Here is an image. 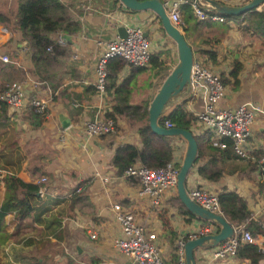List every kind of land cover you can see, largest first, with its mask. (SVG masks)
I'll return each mask as SVG.
<instances>
[{
	"label": "crops",
	"instance_id": "1",
	"mask_svg": "<svg viewBox=\"0 0 264 264\" xmlns=\"http://www.w3.org/2000/svg\"><path fill=\"white\" fill-rule=\"evenodd\" d=\"M66 1H73L75 7L73 12L80 18L81 25L74 33L53 35L60 44L69 49V56L64 60L65 72L61 84L53 96L47 86L31 76L30 49L26 42L20 40L16 31H11L0 24V54H7L6 50H11L14 54L12 57L9 56L10 70L0 68V84L5 80L16 79L23 83L27 96L43 98L46 102V116L39 126H31L29 120L19 115V112L10 116L21 150L26 154L18 175L24 180L37 181L36 176L46 177L40 174L39 170L46 172L48 178L46 192L60 200L53 205L48 214L61 220L60 228L55 231L60 234L59 239L52 234L42 236L45 229L40 224L24 227L23 233L21 231L19 234L21 238L18 239L17 245L23 248L25 237H33L36 242L29 244V248L24 246V249L32 252L33 255H27L19 246L15 247L12 258H6L1 263L9 264L16 257L19 264H28L35 258L38 259L39 264H129V256L120 251L114 243L115 239L121 236L120 225L111 208L112 203L116 202L133 212L136 220L144 225L145 236L159 247L162 257L174 262L176 259L174 260L173 253H176L178 239L185 232L193 231L198 226L199 220L195 218L186 220L185 216L179 213L176 204H172V197L177 193L176 189L167 190L159 203L154 204L148 196L141 194L139 182L127 180L116 173V168L111 165L114 149L125 142L139 143L134 127H129L125 120L119 118L118 127L112 132L89 137L85 123L94 117L99 104L103 107L102 110L111 107V94L108 91L102 101H99L95 94V66L106 43L119 36L120 25L126 28L133 26L142 28L151 43L152 53L158 54L156 61L163 60L164 64L170 65L171 68L177 60L175 44L167 37L159 18L151 10H129L119 0ZM78 1L79 5H77ZM221 1L241 4L247 0ZM11 4L7 6L8 8L1 4L0 10L11 15L15 8L14 0ZM180 15L183 22L182 10ZM186 26L187 28L182 31L193 48L194 55L200 48L217 52V60L212 65V70L226 74L233 63L241 64L237 74L238 85L233 88L230 83L225 84L221 105L235 106L245 101H252L262 109L255 114L247 141L251 157L239 158L232 152L234 158L223 164L225 172L217 181L202 178L193 168L187 178V188L202 186L216 192L223 186L236 189L248 199L251 209L255 210L256 204L262 198V195L258 196V192L264 184L260 172L261 158L264 160V40L241 32L235 20L225 23L213 22L207 27L197 26L195 23ZM164 47L171 48L170 56H165ZM158 68V65L149 60L140 71L129 77L128 82L132 90L131 103L145 100L149 103L151 94L166 73L163 68ZM130 71V66L125 65L119 72L118 81L128 77ZM225 74L223 78L228 77ZM186 95L188 93L178 99ZM191 96L187 109L196 114L205 104L204 89L199 88L197 93ZM9 112L16 111L9 109ZM61 116L69 119L66 126H63ZM62 131L65 136L63 140L59 137ZM172 138L174 156L182 157L185 149L184 139L178 136ZM24 139L32 143L31 149L22 148ZM237 161L246 162L243 170L240 169L242 163L238 167ZM0 171V200H2L5 186L1 177L5 170ZM88 177H91L88 187L92 204L90 211L75 209L68 216L70 212L68 190L78 180H85ZM252 217L259 219L254 214ZM8 219L10 214L6 217L7 225ZM30 229L35 231L29 233ZM92 232H95V237H91ZM254 233L264 242V237L257 230H254ZM171 237L174 238L171 240ZM204 249L211 252L207 248ZM53 253L54 256L50 259L49 256ZM5 254L8 256L4 248L2 255ZM222 262L218 261L216 264ZM238 262L234 258L227 264ZM240 264L245 263L242 261Z\"/></svg>",
	"mask_w": 264,
	"mask_h": 264
},
{
	"label": "trees",
	"instance_id": "2",
	"mask_svg": "<svg viewBox=\"0 0 264 264\" xmlns=\"http://www.w3.org/2000/svg\"><path fill=\"white\" fill-rule=\"evenodd\" d=\"M14 3L15 8L13 7L11 15H7L0 10V24L5 25L11 31H16L20 40L26 42L30 49L29 57L32 64L30 74L35 80L47 86L53 96L60 86L65 72L63 69L65 57L69 56V49L60 44L53 35L55 33H74L79 30L81 25L80 18L73 12L75 8L72 4L73 1L14 0ZM79 4L78 1L77 5ZM181 10L184 16L179 27L182 30L187 28L186 24L191 23L207 27L213 22L225 23L229 20H235L238 22L241 32L255 35L260 40H264V4L260 8H253L242 14H224V20L221 22L197 19L190 3L181 4L180 12ZM205 12L213 13L214 11L205 10ZM6 51L10 57L14 56L13 51ZM156 58H158V54L152 53L150 62L158 65L160 69L163 68L164 72L171 69L170 65H165L163 60L157 62ZM194 58L201 61L205 67L212 69V65L217 60V52L212 49L200 48L195 51ZM9 64L10 60H0V68L10 70ZM125 65L130 66V75L119 82V72ZM143 66L130 63L121 56H112L106 63V90L111 94L112 103L105 116L114 120L116 128L118 127L119 118L125 120L129 127L136 129L139 138L138 144L125 142L118 145L111 157V165L116 168L118 175L137 183H140L139 179L125 174V170L129 166L134 163H140L148 167L164 166L174 156L173 138L154 133L148 125V100L131 103L132 90L128 80L133 73L140 71ZM240 69V63H233L226 74L224 72L220 74L222 83L224 85L230 83L233 88L237 87V74ZM224 74L228 77L223 78ZM5 81L0 84V170H5L1 177L5 192L3 199L0 200V244L3 231L7 225L6 217L9 214L10 219L8 220L15 223V232L19 231L21 227L40 224L45 229L42 236L52 234L59 239L60 234L55 231L60 228L61 220L48 214V212L60 200L46 192L45 183L35 181V179L24 180L18 175L26 154L21 150L19 139L15 135V127L10 120V116L14 113L23 112L31 126L36 127L42 124L46 112L40 113L35 108L26 107L20 110L21 112L13 110L16 112L10 113L9 104L1 95L7 88L8 83L14 81V79L8 80L6 83ZM87 89L90 88L87 87ZM191 99L190 94L178 99L159 117L158 121L161 125H165V121H169L173 126L189 129L194 133L198 151L192 169L195 168L202 178L217 181L225 172L223 164L234 158L231 151L232 141L228 137H223L221 139L227 142V147L221 148L214 145V134L208 128L202 130V127H199L196 123V114L187 109L188 101ZM263 166L264 161L261 162L260 169L262 176H264ZM39 172L40 174H46L42 169ZM90 183L91 177L78 180L68 190L69 195L67 198L69 199L68 208L70 210L68 216L75 209L83 212L90 211L92 207L88 192ZM78 187L79 189H77ZM262 187H264V184H262ZM217 197L223 215L231 223L248 221V228L253 232L257 230L264 237V228L260 226L257 219L252 217L251 205L248 199L242 196L239 191L223 186L218 190ZM172 198V204H176L179 213L184 215L186 220L194 218L181 203L177 193ZM173 238L171 237V240ZM25 242L32 244L36 242V239L30 236L25 237ZM173 257L175 260L176 253H173ZM234 258L239 262L233 264H240L242 261L245 264H264V243L259 245L257 242H241L235 250ZM34 260L35 262H29L28 264H37L38 259L35 258Z\"/></svg>",
	"mask_w": 264,
	"mask_h": 264
},
{
	"label": "built area",
	"instance_id": "3",
	"mask_svg": "<svg viewBox=\"0 0 264 264\" xmlns=\"http://www.w3.org/2000/svg\"><path fill=\"white\" fill-rule=\"evenodd\" d=\"M183 3H190L193 6L197 19L220 22L224 20L222 14L215 11L213 13L205 12L204 9L188 0H168L169 17L178 26L182 23L180 6ZM126 31L124 38L116 36L106 43L96 62L94 86L99 101H102L107 93L106 63L109 58L121 56L128 62L137 65L148 64L150 60L152 54L151 43L143 29L133 26L127 27ZM0 57L4 61L8 60L7 54H0ZM199 88L204 89L205 104L202 110L196 113V123L200 127L208 128L214 134V145L221 148L227 147V142L221 138L228 137L232 141L231 150L236 156L239 158L251 157L247 141L251 134L255 114L262 110L261 107L252 101H245L235 106L221 105L220 101L224 97L225 85L222 83L219 72L205 67L201 61L194 58L189 94L194 95ZM1 97L9 104L12 111L32 107L40 113L46 112L45 100L27 96L21 81L9 82ZM102 109L103 107L99 104L94 117L85 123L86 133L89 137L110 133L115 128L114 120L105 116L110 108ZM165 126L171 127L173 124L165 121ZM60 135H64L63 131ZM181 160L182 157L173 156L166 165L155 167L134 163L125 170V174L139 179L141 194L148 196L154 204H158L167 190L176 189L177 173ZM261 160L264 161L263 158ZM262 169H264V166ZM44 179L42 177L37 181L42 182ZM262 179L264 182V176ZM188 192L190 197L203 207L212 212L223 214L216 191L202 186H195L188 189ZM111 208L121 228V236L115 239L114 243L120 251L129 256V264H186L183 250L184 242L187 239L214 233L218 230L215 223L199 221L198 226L193 231L182 234L178 239L175 249L177 257L174 262H171L164 259L159 247L145 236L144 225L136 220L132 211L124 208L118 202L112 203ZM257 220L260 226L264 228V217ZM247 222L232 223L233 234L229 238L213 248L204 247L211 250L210 253L204 248L198 247L195 250L196 264H216L218 261H223L221 264H227L234 259L235 250L241 242H257L259 245H263L262 239L248 228ZM95 236V232H92L91 237Z\"/></svg>",
	"mask_w": 264,
	"mask_h": 264
},
{
	"label": "water",
	"instance_id": "4",
	"mask_svg": "<svg viewBox=\"0 0 264 264\" xmlns=\"http://www.w3.org/2000/svg\"><path fill=\"white\" fill-rule=\"evenodd\" d=\"M129 10H151L161 22L165 34L172 39L177 52V61L173 67L164 74L151 94L148 105V125L150 129L159 135L181 137L185 141V149L177 173L176 192L185 208L194 216L195 220L215 223L218 230L214 233L200 235L187 239L183 250L186 264H196L195 250L198 247H215L233 234L232 223L221 213H215L203 207L192 199L187 188V178L195 162L198 144L194 133L185 128L171 126L166 127L159 123V117L173 105L177 99L189 94L191 84V69L194 61V50L188 43L182 29L174 24L168 13V0H119ZM194 5L207 11H215L222 15H238L253 8H259L264 0H247L241 4H230L221 0H188ZM119 36H126V27H118ZM63 126L69 123V119L61 116ZM184 234H187L186 232Z\"/></svg>",
	"mask_w": 264,
	"mask_h": 264
},
{
	"label": "rangeland",
	"instance_id": "5",
	"mask_svg": "<svg viewBox=\"0 0 264 264\" xmlns=\"http://www.w3.org/2000/svg\"><path fill=\"white\" fill-rule=\"evenodd\" d=\"M13 2V0H0V5L1 4H4L6 7L9 5V4H11ZM12 5V4H11ZM8 8V7H7ZM170 50H171V48L170 49H167V47H164V49H163V53L165 54V56H170L171 54H170ZM8 55V54H7ZM177 58V57H176ZM9 55H8V60L7 61H9ZM177 61V60H176ZM14 80H16V79H14ZM19 115H22V117L24 116V113L23 112H21V113H19ZM23 131H25V129H23ZM16 135V134H15ZM59 137L61 138V140H63L64 138H65V136H61V135H59ZM22 143H23V145L24 146H22V148H25V149H31V147H32V143L31 142H29L28 140H23L22 141ZM238 163V167H239V165H240V163H242L241 164V170H243L244 168H245V163H243L242 161H237ZM238 167H236V168H238ZM228 172H230V171H228ZM43 176H46L45 177V179L43 180V183H48V178H47V174H43ZM36 178L37 179H39L40 177H38V176H36ZM243 179H245V177H243ZM247 180V179H246ZM259 183H257V185H258ZM189 189V188H188ZM258 189V188H257ZM259 194H258V196H260V195H262V198H261V201H258L259 203L258 204H256V208H255V210H252V212H253V214L256 216V217H258V218H262V217H264V187H260V190H259V192H258ZM14 225H15V223L14 222H12V221H8V225H7V227H6V229H5V231H6V233L4 234V232H3V236H2V238H1V244H0V246L2 247V249L0 248V264H2L1 263V261H3V260H5L6 258H12V256L14 255V253H15V247H19V246H21V245H17V242L19 241L18 239L19 238H21V237H19V234H20V232L22 231V233H23V231L25 230V228L24 227H21L20 229H19V231H17V232H15V229H14ZM32 230H34V229H30V231H29V233H31V231ZM35 231V230H34ZM24 233H26V232H24ZM42 240V239H41ZM30 244V243H29ZM28 243H24L23 244V248H22V246H21V250H24L25 252H26V254L27 255H33V253L32 252H27L28 250H26V249H24V246H25V248H29V246L31 245H29ZM4 248H5V252L7 251L8 252V256L5 254V255H2V252L4 251ZM11 249V250H10ZM20 250V251H21ZM19 251V252H20ZM57 254V253H56ZM38 255V254H37ZM53 256H54V253L53 254H51V256H49V258L51 259V258H53ZM19 257V256H18ZM48 258V259H49ZM45 259H47V257L45 258ZM14 261L13 262H9V264H19V262L17 261V259H16V257L13 259ZM35 261V260H34ZM32 263H33V261H32Z\"/></svg>",
	"mask_w": 264,
	"mask_h": 264
}]
</instances>
